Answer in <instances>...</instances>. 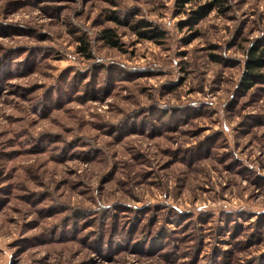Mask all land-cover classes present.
I'll return each mask as SVG.
<instances>
[{
	"label": "rangeland",
	"instance_id": "obj_1",
	"mask_svg": "<svg viewBox=\"0 0 264 264\" xmlns=\"http://www.w3.org/2000/svg\"><path fill=\"white\" fill-rule=\"evenodd\" d=\"M212 2L0 0V264H264V0Z\"/></svg>",
	"mask_w": 264,
	"mask_h": 264
},
{
	"label": "trees",
	"instance_id": "obj_2",
	"mask_svg": "<svg viewBox=\"0 0 264 264\" xmlns=\"http://www.w3.org/2000/svg\"><path fill=\"white\" fill-rule=\"evenodd\" d=\"M181 3L184 2H191L192 0H178ZM223 0H214L210 6H214L215 4H220ZM205 13V10L201 12H197V15H194L191 17V21H195L199 18L201 14ZM113 19L117 22H120L116 16H113ZM133 29L136 28V26H132ZM140 34L141 32L138 31ZM146 37L149 38H156V37H161L163 35V32L161 30L157 29H152L149 30L147 33H144ZM101 38L105 43L109 46L116 47L118 45V41L113 35L112 31L110 28H104L102 30ZM85 46L83 45L81 47V50H84ZM264 66V48L260 47L259 45H253L248 52V57L247 61L245 63V71H244V77L243 80L241 81V85L244 87L248 88L253 84L252 81L255 79H260L261 74L256 73L255 70L258 68H262ZM252 80V81H251ZM153 248H156L154 246H151Z\"/></svg>",
	"mask_w": 264,
	"mask_h": 264
}]
</instances>
